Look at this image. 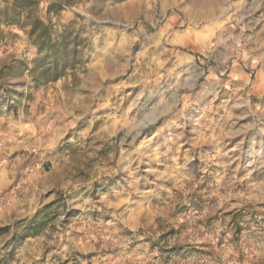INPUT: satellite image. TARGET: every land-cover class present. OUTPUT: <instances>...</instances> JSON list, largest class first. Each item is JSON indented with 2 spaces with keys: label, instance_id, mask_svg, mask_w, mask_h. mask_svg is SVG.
<instances>
[{
  "label": "rangeland",
  "instance_id": "obj_1",
  "mask_svg": "<svg viewBox=\"0 0 264 264\" xmlns=\"http://www.w3.org/2000/svg\"><path fill=\"white\" fill-rule=\"evenodd\" d=\"M36 1L67 54L0 0V264H264V0Z\"/></svg>",
  "mask_w": 264,
  "mask_h": 264
},
{
  "label": "trees",
  "instance_id": "obj_2",
  "mask_svg": "<svg viewBox=\"0 0 264 264\" xmlns=\"http://www.w3.org/2000/svg\"><path fill=\"white\" fill-rule=\"evenodd\" d=\"M5 2L15 3V7L24 14V16L22 13L18 14L16 18L24 17V21L28 20V22L31 21L30 23L33 24L31 31H29V35L38 41L37 43L38 48L41 51L49 52L50 55H52V57L54 58L55 60L54 63L56 65L63 66L65 61H60L59 59H57V57L60 55L59 52L65 55L67 54L66 45L63 44V47L60 48V45L55 40H53L50 27L46 26L44 22L40 20L38 17L36 16L34 17V15H32L34 12L33 8L38 6L40 2L36 0H5ZM20 30L24 32V34L26 33L25 27L24 29L20 28Z\"/></svg>",
  "mask_w": 264,
  "mask_h": 264
}]
</instances>
